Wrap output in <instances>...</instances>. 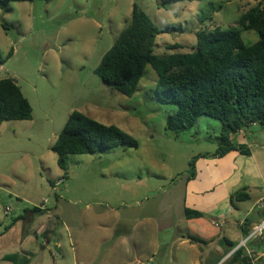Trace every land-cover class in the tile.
<instances>
[{"label":"rangeland","instance_id":"rangeland-1","mask_svg":"<svg viewBox=\"0 0 264 264\" xmlns=\"http://www.w3.org/2000/svg\"><path fill=\"white\" fill-rule=\"evenodd\" d=\"M134 4L165 30L154 46L162 56L192 52L199 30L237 27L257 0H193L166 8L161 0L0 5V79L16 81L34 117L0 127V264H12L3 256L14 253L29 254L30 264H210L230 250L223 238L236 245L244 238L248 225L240 226L242 220L256 221L254 207L264 195V128L233 135L232 142L246 145L255 163H234L225 185H214L215 200L188 198L189 163L196 161L200 181L207 177L200 156L219 148L221 122L201 116L176 134L167 121L177 105L159 101L151 66L131 97L96 74L129 24ZM239 29L246 45L258 41L256 31ZM173 45L179 47L170 49ZM74 111L119 127L138 147L68 155L65 172L52 147ZM242 189L249 198L231 204L228 194ZM43 204L42 214L28 213L15 222ZM197 204L199 209L192 207ZM186 206L202 210L203 217L186 219Z\"/></svg>","mask_w":264,"mask_h":264},{"label":"trees","instance_id":"trees-1","mask_svg":"<svg viewBox=\"0 0 264 264\" xmlns=\"http://www.w3.org/2000/svg\"><path fill=\"white\" fill-rule=\"evenodd\" d=\"M26 1L31 0H0V5ZM188 1L193 0H161L164 8ZM236 26L245 31H256L259 34L258 41L246 45L237 27L202 29L196 33L197 44L192 52L160 56L154 51L155 40L165 30L157 28L147 13L134 4L129 24L103 56L96 74L111 88L131 97L136 93L147 66H151L158 76L156 94L159 101L177 105V110L168 117V130L182 133L191 129L201 116H209L222 124L220 146L212 155L200 157L222 158L231 151L250 156L251 150L244 144L233 143L232 137L251 126L264 128L263 2L257 0L255 6L239 17ZM178 47L173 45L170 49ZM32 118L33 108L16 81L12 78L0 79V127L6 121H28ZM121 145L138 147V143L119 127L105 125L74 111L59 133L52 151L57 155L58 166L66 172L68 155L94 154ZM195 165V160L190 161L186 181L195 179ZM248 198L245 189L229 197L231 204ZM43 210L40 207L28 209L15 222L24 220L28 213L40 214ZM185 217L189 220L198 219L203 217V213L186 207ZM253 223L252 219L245 223L248 225L242 228L245 235ZM189 239L192 242H204L196 236H189ZM221 244L229 247L226 254L237 246L227 238H223ZM3 259L12 264L31 263L27 253L8 254ZM227 260L224 264L241 262L238 253Z\"/></svg>","mask_w":264,"mask_h":264},{"label":"crops","instance_id":"crops-1","mask_svg":"<svg viewBox=\"0 0 264 264\" xmlns=\"http://www.w3.org/2000/svg\"><path fill=\"white\" fill-rule=\"evenodd\" d=\"M33 120H34V117L31 120H28V121L30 122V121H33ZM240 132H242V131H240ZM252 157H253L252 154L250 156H247V155L240 154L238 151H231V152L227 153L222 158H203V160L207 164L208 163H218V164H216V165H214V164H208V165L205 164L206 168H205V171H204V176H207V177L205 179H203L202 181H200V178L202 176V172L201 171L197 172L195 179H193L191 181H186V195L188 196V198L189 197H194V199L195 198L197 199L200 196L202 199L206 198L210 202L212 200H215V198H217V196L214 193L215 192V190H214L215 186L214 185H216V184L219 185L221 183L223 185L224 181L230 175L233 174L234 169L236 171L237 165H235L234 163H255L254 162V158H252ZM219 163H224V164L220 165ZM200 172H201V174L199 175V178H198V174ZM225 191L226 190H225V187H224V192ZM228 195L230 197L231 193L228 194ZM226 196H225V198H226ZM192 207L199 209L200 206H199V204H197V205H192ZM198 211L202 212V210H198ZM43 212H44V210H43ZM42 213H40V214H42ZM198 219H201V218H198ZM44 229H46V227L43 228V231H44ZM215 252L219 253L218 251H215ZM224 256H221V257H224ZM225 257L222 258V260L220 262H218V263H217V261H218V259L220 257L216 258L215 260L214 259L210 260V264H220V263L223 264L224 261H225Z\"/></svg>","mask_w":264,"mask_h":264},{"label":"built area","instance_id":"built-area-1","mask_svg":"<svg viewBox=\"0 0 264 264\" xmlns=\"http://www.w3.org/2000/svg\"><path fill=\"white\" fill-rule=\"evenodd\" d=\"M40 208L46 209L44 204ZM9 211L10 208H7L6 213ZM253 215L256 221L253 223L249 233L228 254L227 259L238 253L241 260L240 264H264V195L256 201ZM245 223L246 221L242 220L239 225L244 226ZM215 225L220 224L215 223Z\"/></svg>","mask_w":264,"mask_h":264},{"label":"water","instance_id":"water-1","mask_svg":"<svg viewBox=\"0 0 264 264\" xmlns=\"http://www.w3.org/2000/svg\"><path fill=\"white\" fill-rule=\"evenodd\" d=\"M257 128H260L261 126H256Z\"/></svg>","mask_w":264,"mask_h":264}]
</instances>
